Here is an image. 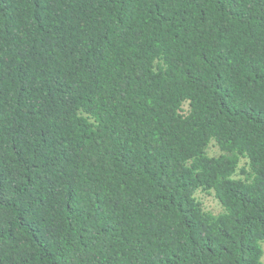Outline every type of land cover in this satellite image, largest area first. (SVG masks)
<instances>
[{"label":"trees","instance_id":"obj_1","mask_svg":"<svg viewBox=\"0 0 264 264\" xmlns=\"http://www.w3.org/2000/svg\"><path fill=\"white\" fill-rule=\"evenodd\" d=\"M263 246L264 0H0V264Z\"/></svg>","mask_w":264,"mask_h":264},{"label":"rangeland","instance_id":"obj_2","mask_svg":"<svg viewBox=\"0 0 264 264\" xmlns=\"http://www.w3.org/2000/svg\"><path fill=\"white\" fill-rule=\"evenodd\" d=\"M210 153H216L217 152V148L216 146H214L213 144L210 145L209 148ZM243 163V161H242ZM198 196H200L203 199L204 202V206L207 209H211L213 211H218L219 210V205L217 203V201L214 199V197L212 195H207V194H203V193H198ZM264 249V246H263ZM263 263H264V254H263Z\"/></svg>","mask_w":264,"mask_h":264}]
</instances>
